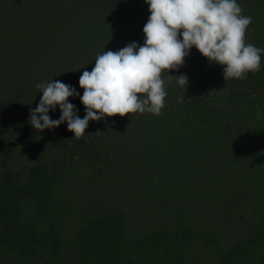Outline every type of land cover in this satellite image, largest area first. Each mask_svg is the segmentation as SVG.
Masks as SVG:
<instances>
[{
    "label": "trees",
    "instance_id": "16d2710c",
    "mask_svg": "<svg viewBox=\"0 0 264 264\" xmlns=\"http://www.w3.org/2000/svg\"><path fill=\"white\" fill-rule=\"evenodd\" d=\"M237 3L264 49V0ZM149 15L145 0H0V264H264V53L224 80L192 48L159 116L90 121L81 138L28 123L37 84L82 96L83 71L142 46Z\"/></svg>",
    "mask_w": 264,
    "mask_h": 264
},
{
    "label": "clouds",
    "instance_id": "9594fccd",
    "mask_svg": "<svg viewBox=\"0 0 264 264\" xmlns=\"http://www.w3.org/2000/svg\"><path fill=\"white\" fill-rule=\"evenodd\" d=\"M150 13L143 27L144 43L135 42L118 51L97 55L89 72L83 71L78 84L82 96L61 81L37 84L41 98L30 109L28 123L43 132L62 123L75 138L85 135L90 121L125 117L129 114L161 115L167 97V82L186 88L185 75L172 77L169 72L183 66L192 48L209 63L223 68V78L243 79L249 72L261 70L264 49L246 43V32L252 23L242 15L237 0H145ZM79 96L85 115H77L70 97ZM57 106L60 117L48 115Z\"/></svg>",
    "mask_w": 264,
    "mask_h": 264
}]
</instances>
